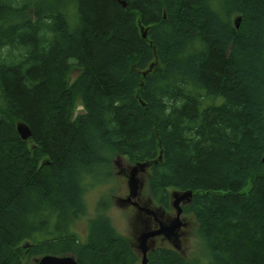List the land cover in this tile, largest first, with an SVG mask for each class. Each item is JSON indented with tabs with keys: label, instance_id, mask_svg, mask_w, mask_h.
<instances>
[{
	"label": "trees",
	"instance_id": "trees-1",
	"mask_svg": "<svg viewBox=\"0 0 264 264\" xmlns=\"http://www.w3.org/2000/svg\"><path fill=\"white\" fill-rule=\"evenodd\" d=\"M117 157L166 219L192 193L198 251L147 264H264V0H0V264H140L109 204L71 229Z\"/></svg>",
	"mask_w": 264,
	"mask_h": 264
},
{
	"label": "rangeland",
	"instance_id": "rangeland-1",
	"mask_svg": "<svg viewBox=\"0 0 264 264\" xmlns=\"http://www.w3.org/2000/svg\"><path fill=\"white\" fill-rule=\"evenodd\" d=\"M76 69L77 67L74 66L73 63L71 69L66 75V79L69 77V73L74 72ZM60 78H62V74ZM76 78L77 75L73 79V81ZM80 111H82L81 103L79 101H76L75 109L73 111L74 116L80 113ZM133 166L134 165L130 164L126 158L117 157L115 160H113L109 180L94 182L91 177H85V210L81 217L72 223L71 229L78 236H80L81 240L83 241L87 234L89 222L96 219L99 215V213L96 212V209H103L106 205L109 204V206L100 214V216L107 218L115 232L125 238L133 246V249H135L139 260H141V253L138 248L139 243L137 239L143 229L138 219H143L145 214H140L133 207L121 202L128 197L129 190L127 182L130 170ZM104 173L105 171L103 169L98 168L97 174L101 175ZM137 178L140 182L138 202L144 208L155 211L157 207H154L151 204L147 189L149 170L146 169L143 173H139ZM175 192L178 191H175L173 189L169 190V193L171 195ZM182 204H180V206ZM175 214V209L172 206V212L169 214V216H167L169 221H172L175 218ZM180 220L183 223V227H181L179 231L176 243L169 242L163 238H156L153 243L148 242V250L150 249V247L152 248L159 245L170 248L175 247L181 252L183 257H185L186 259L191 258L192 253L197 252L199 249V240L196 236L197 225L195 220L191 216L182 215L180 216ZM38 260V258L27 259L26 264H37Z\"/></svg>",
	"mask_w": 264,
	"mask_h": 264
},
{
	"label": "water",
	"instance_id": "water-1",
	"mask_svg": "<svg viewBox=\"0 0 264 264\" xmlns=\"http://www.w3.org/2000/svg\"><path fill=\"white\" fill-rule=\"evenodd\" d=\"M123 6L125 4L123 2H120ZM78 74V72H77ZM76 77L73 76L72 78H69L68 85H70L73 82V79ZM17 132L22 140H27L31 137V131L29 127H27L23 123H19L17 126ZM264 162V158L262 160ZM150 167L149 162H143V163H137L135 164L129 173L128 176V190L129 194L127 199L121 201L122 203L130 202L134 207L137 206L135 202H132L135 200L139 195V189H140V182L137 178L139 173H143L146 169ZM192 193L189 192H175L171 196L173 198L172 206L174 207L176 211V217L168 224H159V229L153 230L150 232H143L140 233L138 236V243H139V250L141 253V260L140 264H147V252L148 247L147 244L149 240H153L156 237L163 236L168 241H170L172 238L174 240H177L178 237V231L183 227V223L180 220V216L182 215V208L180 207V204H184L189 200ZM146 213L154 215L153 211L145 210ZM175 248V247H174ZM176 249V248H175ZM37 264H78L74 257L72 256H54V255H45L39 258L37 261Z\"/></svg>",
	"mask_w": 264,
	"mask_h": 264
},
{
	"label": "flooded vegetation",
	"instance_id": "flooded-vegetation-1",
	"mask_svg": "<svg viewBox=\"0 0 264 264\" xmlns=\"http://www.w3.org/2000/svg\"><path fill=\"white\" fill-rule=\"evenodd\" d=\"M77 72H78V74H79V71L78 70H75L74 72H71V73H69V77H68V80H69V78H72L73 76H75V75H77L78 76V74H77ZM172 197V196H171ZM132 202H135L136 204H137V206L136 207H134L133 205H132V203H130V202H125L127 205H129V206H131V207H133L136 211H138V213H143V214H145V216L143 217V219L142 218H139L138 220H139V223L142 225V229H143V231L141 232V233H143V232H150V231H153V230H157V229H159V224H164V225H168L171 221H169V219L167 218H164L160 213H162L158 208L155 210V211H153L154 212V215H151V214H148V213H146V211L145 210H149V211H151L150 209H148V208H144L143 206H141L140 205V203L138 202V197L135 199V200H133ZM183 205V204H182ZM182 205L180 206L181 208H182ZM175 213H176V211H175ZM182 216V215H181ZM175 217H176V214H175ZM180 231V230H179ZM179 231H178V235H179ZM156 238H163V239H165V240H167L166 238H164L163 236H159V237H156ZM156 238H154L153 240H149V243H153V241L156 239ZM168 241V240H167ZM176 241L177 240H174L173 238L169 241V242H175L176 243Z\"/></svg>",
	"mask_w": 264,
	"mask_h": 264
}]
</instances>
